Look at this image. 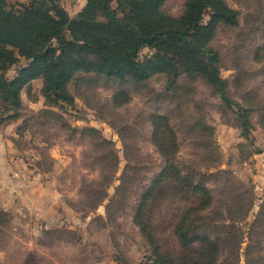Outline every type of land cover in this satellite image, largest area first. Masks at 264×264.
<instances>
[{
	"label": "rangeland",
	"instance_id": "obj_1",
	"mask_svg": "<svg viewBox=\"0 0 264 264\" xmlns=\"http://www.w3.org/2000/svg\"><path fill=\"white\" fill-rule=\"evenodd\" d=\"M224 1L238 26L218 24L197 65L171 46L144 47L142 82L77 72L70 105L46 104L41 78L22 89L20 108L0 103V264H152L156 244L190 256L177 236L189 227L217 245V264H264V0ZM186 2L160 10L177 20ZM58 4L74 19L87 0ZM16 59L9 81L31 62ZM210 65L238 106L221 101ZM168 163L210 191L208 205L172 181L147 193ZM144 196L149 238L136 223Z\"/></svg>",
	"mask_w": 264,
	"mask_h": 264
},
{
	"label": "trees",
	"instance_id": "obj_2",
	"mask_svg": "<svg viewBox=\"0 0 264 264\" xmlns=\"http://www.w3.org/2000/svg\"><path fill=\"white\" fill-rule=\"evenodd\" d=\"M26 1L17 9L9 0H0V103L17 108L21 107L22 89L37 78L43 81L45 103L52 106L73 103L65 87L77 72L118 79L133 77L135 82H142L150 77L137 61V54L144 47L161 53L171 46L180 60L197 65L196 55L206 52L204 46L212 39L218 24L238 26V13L224 0H187L185 12L177 20L160 10L165 0H87L74 19L59 6L58 0ZM112 3L117 4V10L111 7ZM207 10L209 22L202 26ZM193 43L194 50L190 47ZM16 56L31 62L9 81L5 75L16 63ZM207 59L212 61L208 56ZM161 60L168 62L165 57ZM207 74L221 101L227 107L238 106L225 96V82L217 70L210 65ZM156 120L164 119L156 117ZM240 127L242 138L248 141L247 117L240 116ZM170 181L185 191L200 193L199 206L209 204L210 191L183 177L171 163L159 173L147 193ZM145 199L146 196L138 207L136 223L149 238L150 225L139 219L146 218ZM189 228L179 231L177 236L179 249L189 251L190 256L180 252L176 257L156 244L152 245V264H217V245L206 236L189 237L192 233Z\"/></svg>",
	"mask_w": 264,
	"mask_h": 264
}]
</instances>
